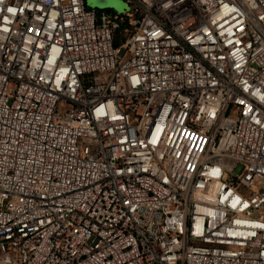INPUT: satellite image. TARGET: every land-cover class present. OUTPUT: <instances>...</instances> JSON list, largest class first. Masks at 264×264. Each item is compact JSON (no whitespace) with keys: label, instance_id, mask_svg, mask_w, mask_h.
Returning <instances> with one entry per match:
<instances>
[{"label":"built area","instance_id":"built-area-1","mask_svg":"<svg viewBox=\"0 0 264 264\" xmlns=\"http://www.w3.org/2000/svg\"><path fill=\"white\" fill-rule=\"evenodd\" d=\"M124 1L0 0V264H264V0Z\"/></svg>","mask_w":264,"mask_h":264},{"label":"rangeland","instance_id":"rangeland-1","mask_svg":"<svg viewBox=\"0 0 264 264\" xmlns=\"http://www.w3.org/2000/svg\"><path fill=\"white\" fill-rule=\"evenodd\" d=\"M87 4L93 8L97 6L100 9L106 8L109 10H113L119 14L124 13L125 10H128V5L124 0H87ZM240 169L241 168L238 167L237 171H239Z\"/></svg>","mask_w":264,"mask_h":264},{"label":"water","instance_id":"water-1","mask_svg":"<svg viewBox=\"0 0 264 264\" xmlns=\"http://www.w3.org/2000/svg\"><path fill=\"white\" fill-rule=\"evenodd\" d=\"M95 8H98V7L96 6ZM98 9H100V8H98ZM101 9H102V8H101ZM104 9H106V8H103V10H104Z\"/></svg>","mask_w":264,"mask_h":264},{"label":"snow or ice","instance_id":"snow-or-ice-1","mask_svg":"<svg viewBox=\"0 0 264 264\" xmlns=\"http://www.w3.org/2000/svg\"><path fill=\"white\" fill-rule=\"evenodd\" d=\"M9 11H12V9H9Z\"/></svg>","mask_w":264,"mask_h":264}]
</instances>
